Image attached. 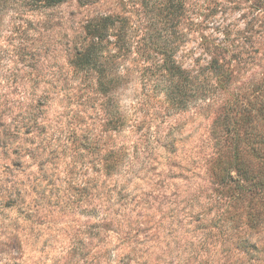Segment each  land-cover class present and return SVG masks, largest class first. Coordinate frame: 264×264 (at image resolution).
<instances>
[{
  "label": "rangeland",
  "instance_id": "rangeland-1",
  "mask_svg": "<svg viewBox=\"0 0 264 264\" xmlns=\"http://www.w3.org/2000/svg\"><path fill=\"white\" fill-rule=\"evenodd\" d=\"M100 17L110 18L105 45L119 62V107L135 126L113 144L141 147L153 132L173 144L156 147L150 171L137 177L102 168L112 145L101 126L105 99L79 89L73 73L84 26ZM23 18L34 30L11 34L8 14L0 31L1 50L12 49L9 40L26 48L23 61H0V264H254L208 210L204 161L214 152L215 118L261 89L264 0H67ZM167 44L214 100L167 110L158 51ZM31 102L42 104L35 125L13 130ZM71 131L78 149L73 142L60 150ZM94 133L97 156L89 149ZM170 159L189 172L174 173ZM251 244L264 247V234Z\"/></svg>",
  "mask_w": 264,
  "mask_h": 264
},
{
  "label": "trees",
  "instance_id": "trees-1",
  "mask_svg": "<svg viewBox=\"0 0 264 264\" xmlns=\"http://www.w3.org/2000/svg\"><path fill=\"white\" fill-rule=\"evenodd\" d=\"M66 1L0 0V31L3 27V18L8 14L9 22L5 30L8 29L11 34L21 35L28 29L34 30L32 22L23 18L27 12L57 6ZM109 20L108 17H100L86 22L84 33L87 42L80 44L74 55L72 67L73 73L80 80L79 89L93 88L94 93L105 99L101 104L105 118L101 126L107 135L106 140L112 145H107L104 149L103 161L100 162L102 168L110 173L124 174L132 178L150 171L151 156L156 147L172 150L173 144L170 140L158 143L155 132L153 137L151 134L147 142L143 143L144 145L141 144V147L135 142L131 146L127 143L118 146L113 144V137L127 128L126 137L130 138L135 132L133 129L135 126H131L128 113L120 110L117 100V90L120 88L122 78L119 62L112 59L105 45L106 38L110 36ZM20 35L16 36L19 38ZM7 46L12 49L6 51L0 47V61L8 58L10 60L13 56L17 61L25 59L26 48L18 47L22 44L15 45L9 40ZM158 49L165 57L161 63L164 78L162 89L165 92L168 111L171 113L185 111L190 105L214 100V91L211 93L203 87H197L196 78L175 62L173 57L175 47L172 44ZM225 79L224 74H221L216 81L219 84ZM258 87L261 88L258 92L241 95L235 103L226 105L222 114L215 118L210 131V136L214 140V152L204 161V171L213 186L211 195L205 198L208 204L212 203L208 210L216 209L215 219L219 221L222 233L234 235L233 244L239 251L248 254L254 264L261 261L264 252L263 246L251 244L252 235L259 239L261 234H264V79ZM41 107L42 104L39 102L36 104L31 102L29 107H26L28 111L17 117L18 121L13 130L18 131L22 127L28 129L35 125V118ZM92 136L89 149L97 156L101 152L99 138H96L95 133ZM76 139V134L71 131L60 150L69 151L70 145L78 141ZM74 145L78 149L77 142ZM80 147H83V144ZM129 148L133 149L130 160ZM138 164L140 166L137 169ZM167 164L172 167L170 170L174 173L178 171L181 176L182 171L189 172L187 167L182 168L181 162L176 160L170 159Z\"/></svg>",
  "mask_w": 264,
  "mask_h": 264
}]
</instances>
